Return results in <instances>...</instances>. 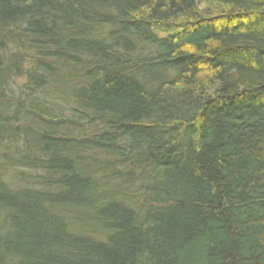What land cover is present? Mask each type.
<instances>
[{"label": "trees", "instance_id": "trees-1", "mask_svg": "<svg viewBox=\"0 0 264 264\" xmlns=\"http://www.w3.org/2000/svg\"><path fill=\"white\" fill-rule=\"evenodd\" d=\"M0 264H264V0H0Z\"/></svg>", "mask_w": 264, "mask_h": 264}]
</instances>
